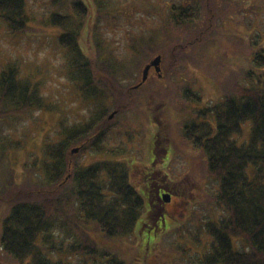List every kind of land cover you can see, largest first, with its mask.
I'll return each instance as SVG.
<instances>
[{"label": "rangeland", "instance_id": "rangeland-1", "mask_svg": "<svg viewBox=\"0 0 264 264\" xmlns=\"http://www.w3.org/2000/svg\"><path fill=\"white\" fill-rule=\"evenodd\" d=\"M58 1L28 0V13L33 16L29 20V29L30 26L35 28L22 35H12L0 23L1 62L19 64L21 76L35 75L41 83V94L54 108L48 112H34L28 117L14 114L3 117L0 113V143L4 142L7 150L4 160L0 159V189L6 191L11 190L12 185L8 182L11 173L8 176L5 173L8 167L12 169L13 181L18 187L35 190V185L44 184V173L36 172L32 167L46 159V143L59 142L62 123L67 126L80 124L90 115L89 105L83 103V97L74 90L76 82L66 72L67 58L58 48L55 38L59 28L48 22L49 15L54 12L73 16L71 8L75 0ZM83 1L88 7L89 16L88 20H83L84 24L87 23L82 29L81 45L91 49L92 53L88 52L91 59L102 64L106 60L117 64V75L122 84L137 81L141 67L139 63H143L142 75L146 64L157 55L162 57V75L151 69L146 83L138 89L137 100L132 101L131 108L128 107L124 110L125 114L116 119L120 124L128 120L127 126L133 136L131 142H136L138 138V159L129 153L119 158L130 165L131 181L145 197V206L136 224L135 234L108 241L90 230L91 223L83 227L86 224L73 218L70 208L68 216L61 220L71 222L64 228H55L51 236L58 250L48 251L46 244L42 246L40 234L37 243L41 244L43 260L36 262L32 255L17 260L5 254L0 245V264H96L98 260H90L91 253L69 250L72 243L77 244L84 238L85 232L91 233L100 242L101 249L109 250L126 264H195L196 257L211 242L205 229L207 222L215 220V217L221 218L224 211L216 203L212 205L219 190L218 180L206 176V157L201 151L193 145L184 146L182 126L197 121V112L206 108L208 102L219 101L230 93L235 83H249L241 81L240 77L252 69L253 57L261 47L259 42H264V0ZM187 1H195L200 9L197 18L186 22L192 27L188 33L184 30L187 28L174 24L171 9L173 3ZM94 31L95 37L102 41L99 47L93 37ZM252 32L260 41H250ZM200 35L202 39L197 41ZM162 43L167 45V50L161 46ZM178 43L189 46L182 51L177 66H169L166 55ZM116 61L125 66H119ZM132 73V77H125ZM187 89L199 94L200 100L184 94ZM57 110L61 113L58 114ZM207 119L212 121V116ZM161 128V142L157 149L159 156L154 159L150 146ZM115 131L118 132V128ZM13 141L15 144L11 148L9 144ZM110 144L117 146L118 142L112 140ZM74 148L75 145L70 150L73 152ZM74 154L75 161L71 163L74 169L98 162L101 157ZM130 161L133 162L132 167ZM152 169H162L160 176L164 182L181 187L174 203L166 206L167 224L161 226L159 217L147 216L149 192L146 174ZM65 182L66 179L62 183ZM68 185L66 189L73 187V183ZM73 201L77 206V197ZM9 206L7 199L0 203V239L2 219L9 212ZM213 210L215 215H212ZM97 258L107 264L105 259Z\"/></svg>", "mask_w": 264, "mask_h": 264}, {"label": "trees", "instance_id": "trees-1", "mask_svg": "<svg viewBox=\"0 0 264 264\" xmlns=\"http://www.w3.org/2000/svg\"><path fill=\"white\" fill-rule=\"evenodd\" d=\"M59 2L55 0V3ZM71 9L73 16L54 12L49 15L48 22L59 28L55 38L67 58L66 72L76 82L74 90L83 97V103L89 105L90 115L80 124L67 126L62 123L59 142L46 143V159L32 167L45 175V183L33 185L35 190L18 187L13 181L12 169L8 167L6 170L7 176L11 173L8 182L12 185L9 191L0 189V203L7 199L10 204L9 212L2 219L0 245L4 253L17 260L30 255L36 262L43 260L41 244L37 243L40 234L42 246L44 243L48 251L58 250L51 236L55 228H64L71 222L61 220L68 216L70 208L72 217L86 224L83 227L91 223L90 230L108 241L131 236L145 206V197L131 181L129 164L119 158L121 155L125 157V151L107 145L113 135L117 140L119 135L127 133V125L121 129L118 127L120 121L116 119L124 115V110L131 108V102L138 98V89L144 84L138 88L134 85L141 80L143 63H139L137 81L122 84L117 75V64L107 60L102 64L91 59L88 53H92L91 49L81 45L82 29L87 23L84 24L83 20H88L89 16L86 3L75 0ZM171 9L174 24L187 28L184 30L188 33L192 27L186 22L199 16L197 3H173ZM30 18L33 16L28 13V0H0V23L12 35H22L34 29L31 26L29 29ZM95 35L94 31L93 37L99 47L102 41ZM200 37L196 38L197 41L202 39ZM255 37L252 32L250 41H260ZM259 45L252 69L240 77L241 81L249 83H235L230 93L200 109L197 121L182 126L184 146L193 145L199 149L206 157V176L218 180L219 190L212 205L216 203L224 211L221 218L214 216L215 220L207 222L205 229L211 242L196 257L195 264H264V42ZM188 46L178 43L171 48L166 55L169 66H177L182 51ZM98 54L102 56L101 52ZM130 75L125 77L130 78L133 73ZM40 84L33 74L21 76L16 62L2 63L0 59L2 116L28 117L38 111H52L54 108L41 94ZM184 94L200 100L199 94L190 89ZM112 110L117 113L110 118ZM57 113L60 114V110ZM210 115L212 121L207 119ZM117 128L118 132L115 131ZM162 130L156 133L157 139ZM81 142H85L81 145V153L101 156L100 161L74 169L71 163L76 155L70 148ZM13 144L14 141L9 146L13 148ZM152 146L153 142L150 148ZM6 153V144L1 142V161ZM65 179L66 182L62 183ZM69 183H73V187L66 189ZM76 197L77 206L73 201ZM149 213L148 217L151 216ZM80 241L72 243L69 250L91 253L90 260H98L96 264H104V260L97 257L105 259L107 264H126L109 250L101 249L100 242L91 233L85 232Z\"/></svg>", "mask_w": 264, "mask_h": 264}, {"label": "flooded vegetation", "instance_id": "flooded-vegetation-1", "mask_svg": "<svg viewBox=\"0 0 264 264\" xmlns=\"http://www.w3.org/2000/svg\"><path fill=\"white\" fill-rule=\"evenodd\" d=\"M117 113V110H116ZM115 113V115H116ZM125 125H128V120L122 121L120 128H124ZM135 127V133H137L138 137V125L134 126ZM133 136L130 135V129L127 126V133L125 135H119L118 139H115V136L113 135V138H110V140L107 142L108 147L112 146L113 144H110L112 140L117 141L118 144L117 146H112V148H119L122 151H125L126 154H134L135 157L138 159V138L136 142H131ZM160 139H157V137L153 138V146L150 148L152 149V156L155 159L158 155V152L155 150L157 148V145L160 143ZM85 142L77 143L75 145V153L80 154L81 153V145H84ZM127 144V145H126ZM127 147V148H126ZM167 151V149H166ZM168 154V152L166 153ZM197 155V154H196ZM162 157V156H161ZM152 160V159H151ZM132 161V160H131ZM130 161V163H131ZM138 164V163H137ZM130 166V165H129ZM133 166V162L131 163V167ZM155 171H158L155 173ZM163 171L162 169L157 170V169H152V171H149L148 174H146V182H147V188L149 195L147 196L149 200V215H151L149 218H153V216L159 217L160 223L159 225H165L167 224L166 222V216L167 213L165 212L166 206L173 204L174 199L179 196L181 187H179V184L176 185H171L168 182H164V180L161 179L160 172ZM165 174V173H164ZM165 176H167L165 174ZM131 177V173H130ZM138 190V188H137ZM144 193L145 190L143 191ZM168 197V200L166 199ZM156 217V220H157Z\"/></svg>", "mask_w": 264, "mask_h": 264}, {"label": "water", "instance_id": "water-1", "mask_svg": "<svg viewBox=\"0 0 264 264\" xmlns=\"http://www.w3.org/2000/svg\"><path fill=\"white\" fill-rule=\"evenodd\" d=\"M161 60H162L161 55H157L155 58H153V59L151 60L150 63H148V64L144 67V69H143V71H142V79H141L140 82H138V83L135 85V87H139V86H141L142 84H144V83L147 81V79H148V77H149V74H150V70L152 69V67H154V68L156 69V71L159 72L160 75H162V73H161V71H162V69H161V66H162V65H161ZM115 113H116V111L112 112V113L110 114V118H113L114 115H115ZM73 151L75 152V151H77V149H75V150H73ZM166 199L168 200V197H167Z\"/></svg>", "mask_w": 264, "mask_h": 264}]
</instances>
